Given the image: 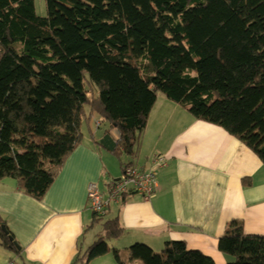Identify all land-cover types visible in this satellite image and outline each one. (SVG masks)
I'll return each mask as SVG.
<instances>
[{
	"label": "trees",
	"instance_id": "16d2710c",
	"mask_svg": "<svg viewBox=\"0 0 264 264\" xmlns=\"http://www.w3.org/2000/svg\"><path fill=\"white\" fill-rule=\"evenodd\" d=\"M46 4L41 16L35 0H0V180L14 178L42 199L94 117L103 123L100 145L136 156L159 92L264 162V0ZM3 224L0 216V244L20 253ZM95 224L104 234L72 264L110 252L119 264H215L183 240L122 252L108 243L124 233L119 218L95 213ZM219 249L234 258L228 264H264V236L247 234L242 219L230 221Z\"/></svg>",
	"mask_w": 264,
	"mask_h": 264
},
{
	"label": "crops",
	"instance_id": "0c3cea01",
	"mask_svg": "<svg viewBox=\"0 0 264 264\" xmlns=\"http://www.w3.org/2000/svg\"><path fill=\"white\" fill-rule=\"evenodd\" d=\"M178 105L158 93L133 161L116 159L97 142L103 123L94 117L89 134L83 130L42 199L24 192L14 178L1 179L0 216L22 247L14 253L0 244V264H72L104 234L103 226L92 225L90 183L97 182L106 194L124 163L150 170L156 154L168 159L156 168L158 188L152 197L133 191L108 209L106 217H118L125 228L113 248L127 250L141 242L156 250L168 240H183L215 264H228L234 258L220 251L219 239L231 220L242 219L247 234L264 236V162L223 127ZM110 131L117 140L118 130ZM103 263L119 264L114 258Z\"/></svg>",
	"mask_w": 264,
	"mask_h": 264
},
{
	"label": "built area",
	"instance_id": "2783aa9c",
	"mask_svg": "<svg viewBox=\"0 0 264 264\" xmlns=\"http://www.w3.org/2000/svg\"><path fill=\"white\" fill-rule=\"evenodd\" d=\"M100 125V120L96 121V126ZM167 156L156 154L153 157L155 169L143 170L126 164L122 168L121 176L118 179H111L108 184L106 194L99 188L97 182L89 185L90 206L94 213L105 216L112 202L121 201L122 197L133 191L140 192L146 198L152 197L158 188L156 168L167 164Z\"/></svg>",
	"mask_w": 264,
	"mask_h": 264
},
{
	"label": "rangeland",
	"instance_id": "374dc122",
	"mask_svg": "<svg viewBox=\"0 0 264 264\" xmlns=\"http://www.w3.org/2000/svg\"><path fill=\"white\" fill-rule=\"evenodd\" d=\"M35 2H36V8H37V12H38V14L39 15H41V16H45V15H47V4H46V0H35ZM86 76H88V75H86ZM87 80V79H86ZM85 84H86V86H87V88L88 89H91L92 87V89H95L96 90V94L98 93V90H97V86L96 85H94V84H90L88 81H86L85 82ZM160 93V92H159ZM161 94H164V93H162L161 92ZM178 106H184V105H182L181 103H179V105ZM83 130H84V132L86 133V134H89V128L87 127V123H84V125H83ZM138 148H139V146H138ZM118 156H115V158L116 159H119V158H121L120 160L121 161H133L134 160V157H132V156H130V155H127V154H124L122 157H118ZM119 160V161H120ZM127 164H131V165H133V163H127ZM124 165H126V163H124L123 165H122V167L124 166ZM121 173H122V170H121ZM105 217H106V215H105ZM106 218H109V217H106ZM100 226H102V224H99V225H97V228H100ZM113 242H115V241H113V240H108V243H109V245H110V247H112L113 248ZM161 249L162 248H158V249H156V251H161ZM123 251H126V250H122V252ZM107 258H114V259H116L115 258V256H114V253L113 252H110V253H108V255L106 254V256H103V257H101V258H99V259H97V260H95V261H93L92 263H88V264H104L103 262L107 259ZM87 263V262H86Z\"/></svg>",
	"mask_w": 264,
	"mask_h": 264
},
{
	"label": "water",
	"instance_id": "95a60500",
	"mask_svg": "<svg viewBox=\"0 0 264 264\" xmlns=\"http://www.w3.org/2000/svg\"><path fill=\"white\" fill-rule=\"evenodd\" d=\"M2 228L6 234H9V238L13 242L14 246L20 250L22 246L19 244V242L17 240H15L13 235H10V231H9V229H7L6 225L3 224Z\"/></svg>",
	"mask_w": 264,
	"mask_h": 264
},
{
	"label": "clouds",
	"instance_id": "9594fccd",
	"mask_svg": "<svg viewBox=\"0 0 264 264\" xmlns=\"http://www.w3.org/2000/svg\"><path fill=\"white\" fill-rule=\"evenodd\" d=\"M154 157V156H153ZM118 179V178H117Z\"/></svg>",
	"mask_w": 264,
	"mask_h": 264
}]
</instances>
